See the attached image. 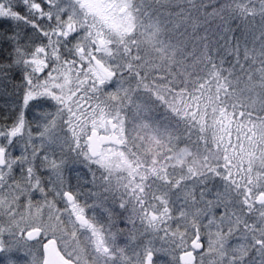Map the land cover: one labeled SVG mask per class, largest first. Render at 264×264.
<instances>
[{
	"label": "snow or ice",
	"instance_id": "snow-or-ice-1",
	"mask_svg": "<svg viewBox=\"0 0 264 264\" xmlns=\"http://www.w3.org/2000/svg\"><path fill=\"white\" fill-rule=\"evenodd\" d=\"M0 264H264V0H0Z\"/></svg>",
	"mask_w": 264,
	"mask_h": 264
}]
</instances>
